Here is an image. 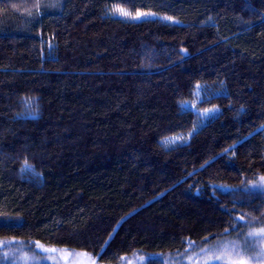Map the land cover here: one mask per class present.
Instances as JSON below:
<instances>
[{
    "label": "trees",
    "instance_id": "1",
    "mask_svg": "<svg viewBox=\"0 0 264 264\" xmlns=\"http://www.w3.org/2000/svg\"><path fill=\"white\" fill-rule=\"evenodd\" d=\"M263 177L264 0H0V264H167L264 228Z\"/></svg>",
    "mask_w": 264,
    "mask_h": 264
},
{
    "label": "rangeland",
    "instance_id": "2",
    "mask_svg": "<svg viewBox=\"0 0 264 264\" xmlns=\"http://www.w3.org/2000/svg\"><path fill=\"white\" fill-rule=\"evenodd\" d=\"M124 11L129 13L126 10ZM114 14L122 18H130V13L128 16H122L115 11ZM139 19H141V17H139ZM207 96L209 95L204 89L200 88L197 92L196 101L186 104L185 107L198 111V113L206 119L213 115L215 110L204 109L199 111L197 104L204 101ZM193 133L194 131L191 132V135ZM187 141L188 137H174L166 141L165 144L167 146H174ZM252 187L256 190H264V177L255 182ZM239 233L208 244L194 245L190 253L171 258L167 257L163 259V263L241 264V262H243V264H264V228L253 229L248 233ZM33 246L34 250H27L23 247L5 250L4 261H8L7 264H96L92 259L82 253H75L68 250L59 251L58 249L44 247L41 244H35ZM217 256L222 257V259H215ZM149 259H152V257H139L133 260L125 259L123 264H138L137 262L146 264Z\"/></svg>",
    "mask_w": 264,
    "mask_h": 264
},
{
    "label": "snow or ice",
    "instance_id": "3",
    "mask_svg": "<svg viewBox=\"0 0 264 264\" xmlns=\"http://www.w3.org/2000/svg\"><path fill=\"white\" fill-rule=\"evenodd\" d=\"M116 11L122 16H128L129 15V13L125 12L123 9H116ZM141 15H145V14L137 13L135 18H139ZM215 259L221 260L222 257L217 256V257H215ZM241 264H243V262H241Z\"/></svg>",
    "mask_w": 264,
    "mask_h": 264
}]
</instances>
